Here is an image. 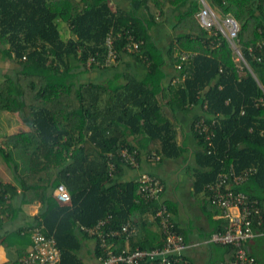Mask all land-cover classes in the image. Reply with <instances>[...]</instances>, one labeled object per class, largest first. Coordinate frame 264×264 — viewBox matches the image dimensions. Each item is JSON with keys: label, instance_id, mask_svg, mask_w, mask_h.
I'll return each mask as SVG.
<instances>
[{"label": "trees", "instance_id": "obj_1", "mask_svg": "<svg viewBox=\"0 0 264 264\" xmlns=\"http://www.w3.org/2000/svg\"><path fill=\"white\" fill-rule=\"evenodd\" d=\"M205 1L238 22V44L254 76L234 60L221 34L201 26L200 0H129L128 10L114 7L109 0H0V111L15 115L26 127L0 135V156L13 169L18 185L0 181V226L18 212L12 203L18 197L19 204L37 201L40 207L33 225L15 233H28L30 246L34 225L51 235L60 250L58 264H86L79 253L88 238L94 241L92 255L98 264L104 256L98 239L79 226H93L107 215L111 217L105 230L133 218L138 229L144 227V232L138 230L127 241L124 235L107 237V243H114V252L161 246L160 229L159 236H150L147 226L159 201L135 200L136 177L126 175L134 167L121 160L119 152L123 147L134 150L138 166L145 156L158 165L168 159L186 162V143L177 141L178 112L194 113L187 132L196 148L194 164L187 169L193 177V194L199 196L209 223L208 239L226 222L214 219L221 209L212 203L208 188L218 172L231 166L237 172L254 167L248 179L234 188L262 207L264 0ZM165 24L173 36L162 47L152 31ZM107 36L117 55L115 63L103 66ZM130 42L138 43V48L127 52ZM257 42L261 50L251 53L249 48ZM186 52L191 56L182 60ZM123 55L143 63L142 78L115 72L105 82L99 80L100 73L91 75L114 69ZM9 63H13L11 70L4 69ZM182 75L183 81L172 82ZM200 119L209 124L210 139L194 128ZM8 147L25 153L22 173L17 172ZM109 164L114 165L111 174ZM60 183L70 194L67 203L53 195ZM163 202L175 212V204ZM260 229L264 231V226ZM209 242L222 254L214 264L232 258L233 246Z\"/></svg>", "mask_w": 264, "mask_h": 264}, {"label": "built area", "instance_id": "obj_2", "mask_svg": "<svg viewBox=\"0 0 264 264\" xmlns=\"http://www.w3.org/2000/svg\"><path fill=\"white\" fill-rule=\"evenodd\" d=\"M202 7L197 13L201 26L211 30L212 33L220 34L224 37L232 51L234 60L240 67L245 66L251 73L245 58L243 57L238 44L239 24L236 19L230 15H222L214 11L205 0H200ZM110 36L104 41L106 56L103 66L111 65L116 62V51ZM219 43V42H218ZM261 43L257 42L254 48H249L251 53L261 50ZM138 48V43L130 42L125 46L127 52H132ZM191 56L186 52L180 57L182 60ZM259 59V58H258ZM93 61L91 57L89 62ZM180 65H177L179 68ZM254 76V74L252 73ZM184 80V75L173 78L172 82ZM262 101V99H259ZM214 120L211 125L214 124ZM194 128L200 134H204L206 139H210V127L203 119L195 123ZM211 145V143H209ZM110 157V154H108ZM121 160L129 163L133 167H138V160L135 157V151L127 147L121 148L119 152ZM110 174L114 168L109 164ZM254 171V167H248L242 171H235L233 167L222 170L217 173L213 183L208 184L212 203L221 209V217L226 221L223 230L212 234L208 239L211 242L228 244L233 246V255L228 262L220 264H255V258L248 248V242L264 233L260 227L264 226V215L262 207L256 199L250 198L245 192L237 190L234 187L245 182L249 175ZM137 184V197L139 200L147 203L154 200L159 201L152 218L157 221L162 234V244L159 247L142 249L139 247L125 248L119 252L112 249L113 242L107 243V237H117L124 235L126 241L137 234L138 228L135 221L128 219L119 227L104 229L108 224L110 215L100 219L93 226L80 225L79 228L89 236H96L99 246L104 252V256L99 257L98 264H178L181 262V253L187 247L184 237L179 234L174 226L171 212L162 200L164 185L156 174L141 171L135 178ZM53 195L60 203L70 201V194L66 186L58 184L53 191ZM0 217H3L0 214ZM32 244L27 253L19 258L20 264H58L60 261V250L56 245L55 239L50 235H44L40 228L34 225L31 229Z\"/></svg>", "mask_w": 264, "mask_h": 264}, {"label": "crops", "instance_id": "obj_3", "mask_svg": "<svg viewBox=\"0 0 264 264\" xmlns=\"http://www.w3.org/2000/svg\"><path fill=\"white\" fill-rule=\"evenodd\" d=\"M110 4L114 7H119L121 9H129V0H109ZM64 31V34L67 35V27ZM152 36L160 46L165 47V44L169 41L170 37L173 36V32L168 24L163 25V28H157V30L152 31ZM114 69H106L103 72H92L91 75L99 74L101 81L108 82L114 73L118 74L132 73L138 78H142L145 72V66L143 63L133 59L130 55H123L119 62H117ZM173 74L174 71H172ZM89 74V73H88ZM84 75V74H83ZM87 75V74H86ZM85 76V75H84ZM87 77V76H85ZM81 78V76H80ZM120 82L123 81L122 77L119 79ZM167 81V79H166ZM13 120H16V116L10 114ZM193 112L187 113L186 115L178 112L177 118V141L178 143H186V148L188 149V158L184 162L182 159L177 160H164L157 164V162L152 158L142 157L138 167H134L126 172L127 176L136 177L137 174L141 171H152L164 179V194L161 197L166 202L175 204V212H171L173 220L177 222L178 227L183 229V237L187 247L181 253V262L179 264H214L217 258H221V252L215 248L214 245L208 240V233L210 231L209 223L205 214L200 209V204L197 201V195L193 194L192 190V180L193 177L189 173L186 174L183 179L190 188H188V194L182 196L181 198L177 195L176 185L178 182V176L182 175V171L187 169L189 164H194L193 160V150L196 148L195 141L188 134V124L190 119H192ZM23 126V125H22ZM22 128L21 130H25ZM184 176V174H183ZM170 179L171 181L166 183V180ZM0 181L11 183L16 185L14 177L9 180H4L0 177ZM19 198L14 197L12 203L17 206L18 212L15 216L10 217L6 220L2 226H0V264H7L16 260H19L22 254H24L30 248V236L28 233H15V229L23 228L28 229L34 223L33 216H35L39 210V202L32 201L24 204H19ZM262 210L264 211V201L262 202ZM214 219H222L220 212L215 214ZM136 218H133L134 221ZM151 234L150 236L157 235L159 236V226L154 219L150 217L147 218ZM141 233L144 232V227L138 229ZM6 237L3 242L1 240L3 237ZM91 239V238H88ZM90 242V245L83 244V252L80 251V256L84 257L87 255L85 261L86 264H94L96 262L95 258L92 255V249L94 246V241ZM8 241L9 244L6 243ZM248 248L250 252L255 256V264H264V233L259 235L248 242Z\"/></svg>", "mask_w": 264, "mask_h": 264}, {"label": "rangeland", "instance_id": "obj_4", "mask_svg": "<svg viewBox=\"0 0 264 264\" xmlns=\"http://www.w3.org/2000/svg\"><path fill=\"white\" fill-rule=\"evenodd\" d=\"M60 26H61V24L59 23V27ZM12 65H13V63L6 64V68H4V69L11 70ZM1 78L2 77L0 76V79ZM24 127L25 126H22V124L18 123L17 120H15V119L13 120V118L11 116H8V113L6 111H0V135H3V134L9 135V134L13 133L14 130H16V129L21 130ZM8 150L12 154L13 162H15L17 164V167H18L17 172L22 173L24 171V167L27 164L26 163L27 157L25 156V153H22L18 149H14L11 147H8ZM189 173L191 174L190 170L185 169L182 171V175L178 176V180L180 182L177 183L175 188L177 190V195L180 198L182 196H186L188 194V188H190V187L188 186V184H186L183 177H185L186 174L188 176ZM183 174H184V176H183ZM0 177L6 181L7 180L10 181L14 177L13 169L5 163V161L3 160V158L1 156H0ZM170 181H171L170 179L166 180L167 185ZM91 241H92L91 239H85V240H83V244L90 245ZM82 252H83V250H82ZM83 258L86 261V259L88 257H87V255H84Z\"/></svg>", "mask_w": 264, "mask_h": 264}]
</instances>
